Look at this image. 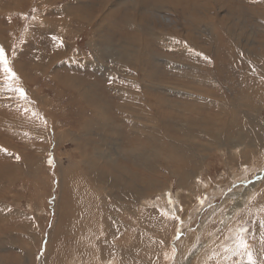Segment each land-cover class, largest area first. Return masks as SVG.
Returning a JSON list of instances; mask_svg holds the SVG:
<instances>
[{
  "label": "bare ground",
  "instance_id": "bare-ground-1",
  "mask_svg": "<svg viewBox=\"0 0 264 264\" xmlns=\"http://www.w3.org/2000/svg\"><path fill=\"white\" fill-rule=\"evenodd\" d=\"M59 1L63 0H10L13 9L5 11L0 8V15L8 14L13 18L12 30L6 31L0 25V39L10 53L15 71H12L15 74L12 77L0 64V94L3 93L1 86H5V90H16L19 99L14 97L13 102L15 105L20 102L19 108L25 106L23 98L27 97H34L47 106L46 120L31 129L32 148L37 156L28 161L29 165L25 164L22 155L16 153L19 148L11 151L10 143H4L9 150L4 149L2 154L9 159L0 161L1 192L9 194L10 189H17L16 185L20 187V184L29 182L35 199L30 215L13 209L1 199L0 221L18 215L22 220L20 227L29 230L23 232L26 233V243L14 240L13 243L9 241L8 248L5 247L18 249L21 261L15 263L0 255V264H224L228 256L235 258V254L238 256L231 264H256L257 252H260L258 243L264 239V219L255 222L262 228L253 232L254 241H247L246 251L237 245L228 252L227 245L223 244L222 254L218 250L219 254L210 259L206 253L212 244L218 243L212 239L224 227H244L245 214L249 213L246 218H250L257 211L264 212V184H261L264 183V169L251 168L255 164L264 165L256 163L264 155V61L259 68L250 66L246 70L241 77L245 89L240 92L219 84L215 75L190 67H182L180 74L183 81L193 83L190 89L169 85L160 87L158 78L149 79L144 74L150 59L156 64L162 62L160 58L153 59L156 56L150 49L153 40L171 42L172 52L176 47L181 52L198 49L199 54L202 53L198 58L208 64L211 63L208 56L214 49L201 50L193 42L204 36L209 40L210 34L215 44L214 29L220 24L241 39H249L248 44L253 45L250 39L254 36V27L241 16L243 7H237L229 0H89L84 11H77L70 6H75L78 1L70 0L66 5L70 9L66 11V19L50 20V16L56 13L49 5ZM251 1L256 10L251 12V8H247V16L255 17L258 27H264V0ZM25 3L30 10H24ZM32 9L39 10L31 12ZM143 13L156 21H140L139 16ZM18 14L22 17L19 24L14 21ZM29 26L33 30L59 31L64 37L70 35L75 42L76 35L87 34L90 37L87 45L92 48L89 60L97 62L104 54H109L108 63L126 67L122 70L126 84L134 90L141 88L137 96L131 94L137 103L118 87L119 90L114 91L119 94L117 101L97 92L101 79L92 73H102V81L106 82L114 74L112 66L91 68L92 73L89 70L86 75L92 76L93 81L89 79L91 82L87 83L82 76L58 74L54 61L43 66L42 62L50 57L43 53V61L21 64L20 49L30 54L26 40L32 31ZM116 30L121 36L117 51L108 46L115 38ZM229 39L233 42L229 49L233 51L237 43L234 36ZM122 40L127 41L126 46ZM190 41L189 48L174 44ZM65 47L58 53L60 61L57 64L86 53L83 49L73 51V43ZM71 70L73 73L78 71ZM20 80L24 84H19ZM53 84L52 97L62 100L67 95L65 103L79 109L78 117L68 119L65 115L64 121L80 118L82 113L91 109V104L97 114L83 122L81 127L57 129L54 156L57 167L51 168V174L48 167L39 164L51 149L46 122L53 116L50 99L42 95L41 89H50ZM33 85L36 87L31 89ZM61 88L64 89L63 95ZM18 89H22L25 96L22 97ZM6 95L3 100L6 104L0 101V124L5 118L3 122L10 126L8 119L14 116L8 118L5 112L12 105ZM76 99L79 100L71 102ZM113 105L114 114L110 112ZM3 141L4 138L0 137V143ZM216 161L218 166L229 169L231 179H238L249 168L254 173L250 174L249 184L245 183L237 191L235 202L226 201L212 207V203L219 200L220 192L228 187V184L213 187L203 180ZM23 189L20 190L30 193ZM168 191L175 193L172 195L178 203L168 205L171 213H165L168 211L165 205L168 204ZM209 193L212 195L211 205L205 208ZM248 193L251 195L246 199ZM54 194V204L52 207L48 205L47 210L53 209L58 216L57 224L53 226L52 223L53 235L46 244L44 255L38 256L37 244L42 241L43 227L46 229L50 221L37 212ZM193 200H197L198 208L204 209L201 210L202 216L196 214L188 219L195 205ZM196 223L200 224L194 227ZM180 224L188 234L172 248L169 240ZM249 252H254L253 256H249Z\"/></svg>",
  "mask_w": 264,
  "mask_h": 264
},
{
  "label": "rangeland",
  "instance_id": "rangeland-1",
  "mask_svg": "<svg viewBox=\"0 0 264 264\" xmlns=\"http://www.w3.org/2000/svg\"><path fill=\"white\" fill-rule=\"evenodd\" d=\"M69 1L70 0H63V1H59L57 4H55L53 6L49 5L50 10L52 12L56 13V14L50 16V20H65L66 19V11L69 12V10L72 9L73 7L77 11H84L85 8L88 7L87 3H89V0H77L78 1L77 4L75 6H72V7L70 6V9H69V7L66 6L67 3H69ZM229 1L232 2L237 7H243L244 10H243V13L241 14V16L243 15L246 18L244 21L250 23L254 27V31L252 32L254 36L251 37V39H250L253 42V45L248 44L249 39H246V40L241 39L233 31L231 32V30H229L227 28V26H226V28H224L220 24L216 29H214L215 30L214 35L217 37L215 44H214L213 40L211 39L210 34H209V40H208L207 36H204V37L198 39L197 41L193 42L194 46L197 48H201V50L207 51L208 49H211V51H212L214 49V51H212V53L208 56L209 58H211V63L208 64V62L206 60L198 58L199 56L202 55V53L199 54L200 51L198 49L195 52H190L189 50H185L184 52H181L179 50V48L176 47V50L174 52H172L173 47H172L171 42L165 41L163 39L155 40V41L153 40V42L150 44L151 51L156 54V56L153 59H159L160 58L162 60V62L159 64H156L154 62V60L150 59L147 63L145 70H144L145 76L149 79L150 78H158L160 81L159 82L160 87H166L169 85L171 87L179 86V87H184L186 89H190L191 86L193 85V83L188 81V80L183 81L182 78L180 77L181 68L182 67H186V68L190 67V68H193L194 70H197V71H204V72H207L209 74L215 75L218 79L219 84L227 85L233 92H240L241 90H244L245 87H244L243 82L241 81V77L244 74H246V70L250 66H254V67L259 68L264 61V49L262 48L263 43H264V27H258L257 22L255 21V17L252 18L253 17L252 16L251 18H249L247 16L249 13L247 11V8H251V12L253 10H256V7L254 6V4L251 0H229ZM10 4H11L10 0H0V8L5 10V11H8L9 8L13 9L12 4L10 7L7 6ZM24 10L25 11L30 10V7L26 3H25ZM34 10L38 11L39 9H32L31 12ZM147 10L149 11L150 8L148 7ZM21 18H22L21 15L18 14L14 18V21L19 24L22 22ZM12 19L13 18L11 16H9L8 14L0 15V25L6 31L12 30V28H13L12 27L13 26V20ZM139 20L140 21L141 20L156 21V20L151 19V17L149 15H147L146 13H143L142 15H140ZM144 23H146V22H144ZM181 23L182 22H180L178 24H181ZM55 27L59 28L58 25H56ZM29 28L32 31L29 32V38H26V40H27L28 48L30 49V52H29L30 54L22 52L20 49V51H19V55H20L19 62L21 64H24V63L27 64V63H30L31 61L40 62V59L42 60L41 55L43 53V55L50 56L46 62L42 60L43 66L51 65L54 61L53 66H54V68L58 74H60V75H65V74L69 75L70 74V75H74V77L76 75H78L80 77L82 76L84 78L83 81L87 82V83H90L91 81H93L92 76L86 75V72H88L89 70H90L89 72L92 73L91 68L100 66L101 69H103L102 67L112 66V68L114 69V74L112 73L113 76L110 77L111 80H108L106 82L102 81V73L101 74L92 73V74H95L94 75L95 78L97 76L101 79L100 83L98 84L99 90H97V92H99L101 95H105L108 99H112L114 101H117V100H119V94L118 95L114 94V91L119 90L116 88V87H118L121 89L122 92L127 93L129 99L133 103H137V100L134 99V97L131 94L136 93V96H137L141 92V88L138 87V88H135V90H134V88L132 86L126 84V82L122 78V70L127 69L126 67H124L122 64L111 65L110 63H108L107 59L109 56H111L109 54H104V57L102 59L98 60L97 62H95L92 59L89 60V58L91 57L92 48L89 45H87V42L90 39V37L87 34L82 33V34L76 35L75 38L77 39V41L75 42L74 39L70 35H67L64 37L63 34L60 33L59 31L48 32V31H42V30H33V28L31 26H29ZM116 32H117V30L115 31V34H114L115 38H112V42L110 44H108V46L109 47H112V46L115 47L116 48L115 50L117 51L119 49L121 36L117 35ZM230 36H231V38H232V36H234L235 37V43H237V47L234 45L233 51H231L229 49V46L231 44H233V42L229 39ZM6 37H7L6 39H8V36H6ZM122 42L125 46L127 45V41L122 40ZM191 42L192 41L185 42V43L174 42V44H181L183 47L189 48V44ZM71 43H73V51L83 49V50H85L86 53L84 55H82L81 57L71 56L64 63L57 64V62L60 61V58H58V53L61 50L66 49V47H65L66 44L69 45ZM166 47H168V50L166 49ZM0 48H2L4 50L5 56L8 60L9 67L11 69H13V65H12L13 60L10 59V53L5 48V44L1 41V39H0ZM33 51H35V52H33ZM166 55H168V56H166ZM53 58H54V60H53ZM258 58L260 59V61H258ZM253 61H255V63ZM35 62H33V63H35ZM201 67H208V69H202ZM0 68H2V67H0ZM84 68H87V69H84ZM25 69L28 71H31L30 68H28V67H25ZM71 69H76L78 71L76 73H73ZM59 70L61 72H59ZM12 71H14V69ZM197 71L195 72V74H198ZM198 80H199L198 82H200L199 78H198ZM18 83L24 84V81L20 80ZM25 85H27V84H25ZM52 86H54V87H52ZM34 87H36V86L33 85V87H31V89H34ZM51 87L52 88H50V89L46 88V87L42 88L41 93L43 96H46L50 99L49 105L51 106V111H53L52 118H49V120H47V122H46L48 134H49V140H50V148L53 151L51 149H49V152L47 153L48 157L46 156L45 160H43V162H41L39 165L43 166V164H44L45 167H48L50 169V173L52 174L51 168L57 167L56 160L54 159L55 147L57 144V142H56L57 129L62 130L63 128H65V129L71 130V129H75L77 127H81L82 125H84L83 122H85L88 118L92 117V115L97 114V110L91 104L90 105L91 109L89 111H86L85 113H82L80 115V118L73 119L72 121H69V120L64 121L65 115L67 116L68 119L78 117L77 115L79 113V109L77 107H74V106L72 107L69 104L65 103L66 98L69 97L67 95H64L62 100H60L56 97H52V96H54L53 89L55 88V85L53 84V85H51ZM1 89L3 90V93L0 94V101L4 102L3 100H5V95H6L5 93L9 92V94L7 93L6 97H9L8 98L9 103H11L12 105H15L16 102L15 103L13 102L14 97L17 100L19 99L18 94H16L17 93L16 90L15 89L5 90V86H1ZM61 90H62V95H63L64 89L61 88ZM25 91H26V89H25ZM121 98L122 99L124 98L123 95L121 96ZM27 99L23 98V103H25L24 107L19 108L18 105H21V103L18 102L17 105H15V106L11 105L10 108L5 109V112L8 114L7 115L8 118H12L14 116L13 117L14 119L13 118L8 119L10 126L5 125V123L3 122L5 120V118H3V121L0 124V137L4 138L3 143H0V152H1L0 157L3 155L2 158H0V161H2L4 159H9V156L6 155L7 156L6 157V156H4V154H2L5 152L4 149L9 150V148L5 147V145H4L5 141L10 143V145L12 146L11 151L14 148H15V150L19 148L18 150H16L17 151L16 153L18 155L23 156L25 164H27V165H29L28 161L29 162L33 161L34 158L37 156V155H34L35 150L32 148L34 140L31 137L30 133H32L31 129L33 126H39V123H41L43 121V119H44V121L46 120L47 106L34 97H27ZM10 100H12V101H10ZM78 100L79 99H76V100H73L71 102H76ZM50 103H52V104H50ZM113 107H114V105L110 108V112L114 114L115 111H114ZM10 109H11V111H10ZM11 112L14 114H12ZM64 113H66V114H64ZM15 119H16V121H15ZM20 119H22V120H20ZM23 123H24V125H23ZM16 126L21 127V128H17ZM17 130H18V132H17ZM12 131H14V132H12ZM12 135L13 136L15 135V136L12 137ZM9 139H10V141H9ZM24 145H26V146L28 145V147H26ZM67 147H69V146L67 145ZM18 151H19V153L20 152L21 153L19 154ZM263 157H264V155L260 158L262 162L257 160L256 163L264 164L263 163L264 162ZM211 159H212V157H211ZM13 161L14 160L12 159L11 162L13 164H15V161L14 162ZM1 163L2 162H0V164ZM52 164H54V165H52ZM255 165L251 166V168H254V170L261 169V168L264 169V165H262V166H260L259 164H257L256 166ZM249 169L244 174H242L238 179H234V178L231 179L229 169L227 167L218 166L217 161L215 163H213V166L207 171L206 175L203 178L204 182L207 185L212 184L213 187H215L216 185H226V184H228V187H226L224 189V191L220 192L219 200L214 201L212 203L213 204L212 207L215 204H218V206H220L221 204L225 203L226 201H234L235 202L237 191H239L242 187H244L245 183L249 184L248 179H250V177H251L250 174L254 173V170H249ZM258 173H259V171L257 172V174ZM261 184H264V183H261ZM25 186L27 188L23 189V187H25ZM16 187H17V189H14L15 187L13 189H10L9 194H5V193L1 192L2 190H0V193H1L0 194V201H1V199H3V201L7 202V204L12 206L13 209H18V210L27 212L26 215L32 214V206L34 204V199H35V192L33 191V186L29 182H26L25 184H20V187L17 185H16ZM20 189L28 190V191H30V193L21 191ZM18 190H19V192H18ZM54 191H55V193L57 192L55 189H54ZM166 193H168V195H166V202L168 204L165 203V205H166L168 211L166 210L167 212L165 211V213H171V211H170L171 209L168 207V205L169 206H176L178 203H177L176 197H174L172 195V194L175 195V193L173 191H172V193H171V191H168ZM56 194H58V193H56ZM228 194L230 196H228ZM248 194L249 195L246 197V199L249 198V196L251 195V193H248ZM208 196H209V197H207L208 201L205 202L206 203L205 208H207L209 205H211L210 203H211L212 195L209 193ZM169 198H170V200H169ZM186 198H188V197H186ZM156 199L157 198H155V200ZM54 201H55V194L52 198L49 199V201L47 200V202H46V200H45L43 202L42 210H39V212H37V214L39 216L42 215L43 218L47 217L50 221L49 224L45 227L46 229H44V227H43V233L44 234H42V241L39 244H37V247L39 246L38 256L44 255V253L46 251V244L48 243L49 238H51V236L53 235V233H51L52 223H53V226H55L57 224L58 216L54 213L53 209H49L50 211L47 210L48 205H49V207L50 206L52 207L54 204ZM193 202L195 203V205H193L191 212H189L188 219H191L196 214H200V216H202L201 210H203L204 207L198 208L196 206V204L198 203L197 200H193ZM262 209H264V207H262ZM197 210L199 211V213H195ZM178 212H179V209H178ZM248 214L249 213L245 214V216L243 217L244 224H245L244 227H239V228L235 227V228H231V229L224 227L219 234L214 236L212 241H215L218 243L212 244L209 247V251H207L206 254H208L210 259L215 257L217 254H219V253L222 254L224 252V250L222 249L223 244L227 245L226 251L229 252L234 247H237L238 241L240 238H243L244 240H246V242L249 240L250 241L253 240V232L256 229L261 230L260 228H262L260 225H256L255 222L257 221V223H260L261 220L263 221L264 212L263 211L262 212L257 211L256 213H253L254 215L252 214L250 218H246V217H248ZM10 216L6 217L7 218L6 221H2V220L0 221V234H1L0 239L4 237L0 241V248L3 247V250H2V248L0 250V255L5 259H10L11 261L17 263L18 260L21 261V258H22L20 251L18 249H6L5 247L8 248L10 242L13 243L14 240L19 241L20 243H23V244L26 243L27 242L26 238H25L26 233L23 234V232H28L29 228L23 229L22 227H20V225H21L20 223L22 222V220L18 217V215H12L13 217H10ZM245 221L247 224L245 223ZM199 224L200 223L194 224V227L198 226ZM175 230H176L174 232L175 235L173 234L172 239L169 240L170 247H172V248L175 247V244H177L178 241H181L182 239L186 238L187 234H188V233L186 234V232H187L186 228H184L181 224L179 226H177L175 228ZM221 233H223V235H220ZM206 235L207 234L205 233L203 236H205V238H206ZM28 237H29V235H28ZM218 246H219V248L217 249ZM258 247L260 248V252L259 253L257 252L258 258H256V264H258L260 262L263 264L264 263V239H262L260 241V243H258ZM4 249H6L7 251ZM218 250H219V253H218ZM253 254H254V252H249V256H253ZM234 256H235V258H237L238 255L235 254ZM235 258L228 256V258H227L228 260H226V263H224V264H227V263L231 264L232 260H233L232 262L236 261ZM218 264H220V263H218Z\"/></svg>",
  "mask_w": 264,
  "mask_h": 264
},
{
  "label": "snow or ice",
  "instance_id": "snow-or-ice-1",
  "mask_svg": "<svg viewBox=\"0 0 264 264\" xmlns=\"http://www.w3.org/2000/svg\"><path fill=\"white\" fill-rule=\"evenodd\" d=\"M0 64H2L4 66V71L6 73H9L12 77L15 76V74L12 73L11 68L8 67V60L5 56L4 50L2 48H0ZM18 91L20 92V95L22 97L25 96V93L23 92L22 89H18ZM238 247H240L246 251L247 247H248L246 240H244L243 238H240L238 241Z\"/></svg>",
  "mask_w": 264,
  "mask_h": 264
}]
</instances>
